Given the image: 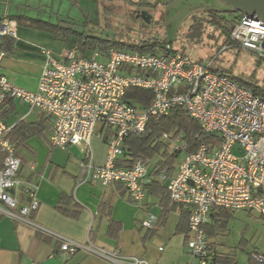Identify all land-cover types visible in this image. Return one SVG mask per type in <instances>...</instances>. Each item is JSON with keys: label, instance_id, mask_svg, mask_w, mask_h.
<instances>
[{"label": "built area", "instance_id": "obj_1", "mask_svg": "<svg viewBox=\"0 0 264 264\" xmlns=\"http://www.w3.org/2000/svg\"><path fill=\"white\" fill-rule=\"evenodd\" d=\"M17 37L16 23L4 17L0 38ZM230 38L244 50L264 61V22L241 15ZM44 55L37 88H19L0 74V216L32 227L57 240L68 255L83 251L106 264H150L138 257H125L119 251H105L68 240L37 225L30 219L38 208L34 187H23L17 178L21 161L8 139L11 127L2 118V105L16 99L39 111L49 120L48 144L66 150L83 149L80 162L82 182L94 181L102 187L124 186L133 202L144 198L142 184L157 180L165 186L172 204L188 209L186 250L189 264H211L209 241L203 226L212 208L251 211L264 215V98L239 86L231 79L211 71L210 62L197 63L166 44L159 54L109 49L84 57L70 48L55 58ZM6 52L0 50V68ZM138 88L152 94L151 105L139 111L128 104L125 92ZM182 107L205 134L218 137L219 145L201 144L194 152H184L173 176L150 175L148 162L136 161L131 168L116 167L122 154V141L129 134L143 133L149 116H162ZM98 126V130H97ZM106 137V153L100 166L92 163L91 139ZM28 197L19 206L17 197ZM150 216L144 223L155 225ZM251 258L263 264L264 258Z\"/></svg>", "mask_w": 264, "mask_h": 264}, {"label": "crops", "instance_id": "obj_2", "mask_svg": "<svg viewBox=\"0 0 264 264\" xmlns=\"http://www.w3.org/2000/svg\"><path fill=\"white\" fill-rule=\"evenodd\" d=\"M16 23L9 12L0 15ZM26 17V16H25ZM30 18V17H28ZM17 37L12 49L6 52L0 74L11 84L34 91L41 74L44 55L48 50L53 57L75 47L74 39L67 43L30 22L16 23ZM88 51L85 55L90 56ZM11 119L13 117H16ZM2 118L11 130L19 123L41 125L43 136H32L17 148L21 161L17 178L23 187H34L38 208L31 214L33 223L68 240L105 251H119L125 257H138L150 264H189L191 256L186 250L187 236L178 232L179 211L172 212L163 227L155 233L144 223L150 216L158 217V200L144 194L140 203L131 201L123 185L115 183L102 187L99 183H83L80 162L84 159L81 147L70 146L64 156H48L44 144L48 142L50 123L39 111L16 99L2 105ZM48 131V135L46 133ZM69 150V151H67ZM92 163L100 166L106 153V137L91 139ZM17 197L19 206L28 203V197ZM65 196L66 214L57 207ZM186 208V207H185ZM77 212L76 217L69 213ZM0 264H106L104 260L77 251L68 255L60 250L57 240L36 232L32 227L0 216Z\"/></svg>", "mask_w": 264, "mask_h": 264}, {"label": "rangeland", "instance_id": "obj_3", "mask_svg": "<svg viewBox=\"0 0 264 264\" xmlns=\"http://www.w3.org/2000/svg\"><path fill=\"white\" fill-rule=\"evenodd\" d=\"M203 9L221 11L225 6L217 0H0V15L9 12L15 17L39 19L97 41L138 44L158 40L174 48L184 45L191 60L207 62L215 53L212 38H204L202 45L194 46L178 37L188 29L194 12ZM24 21L19 19L20 24ZM33 27L42 29L48 25ZM68 41L69 38L62 42ZM161 51L159 47L154 49L155 54ZM213 66L230 71L235 79L264 87V61L247 50L222 49L215 54ZM174 146L182 147L183 143L177 141ZM44 148L54 161L65 153L52 148L47 141ZM184 156V152L179 153L176 167ZM208 241L216 244L218 253L234 258L237 264H250L252 254L264 255V216L235 211L222 227L214 229Z\"/></svg>", "mask_w": 264, "mask_h": 264}, {"label": "trees", "instance_id": "obj_4", "mask_svg": "<svg viewBox=\"0 0 264 264\" xmlns=\"http://www.w3.org/2000/svg\"><path fill=\"white\" fill-rule=\"evenodd\" d=\"M242 14L238 12H231L229 8L225 6L224 10L218 11L213 9H203L198 12H194L191 24L185 32L179 33L178 37L185 38V42L192 45H202L204 38H212L214 40L212 48L215 49V53L211 55L207 62L196 60L197 63L210 62L211 71L223 75L241 87L250 90L253 94L259 95L264 98V87L255 85L251 81L244 82L240 79L232 77L230 71L215 68L213 66L215 61V54L222 49H229L231 47H239L236 42L230 38L231 30L235 24H237ZM16 23H19V19H23L30 22L31 26L36 25H48V28L42 29L53 34L56 39L60 41H67L71 38L74 39L75 49L79 50L82 56L86 52L98 51L105 53L109 49H118L122 51L135 52L138 54L155 55L154 49L159 47L164 48L166 44L170 45L172 50L188 56L184 51V45L180 48H174L170 43L154 40L152 42H141L138 44L130 43H116L105 40L97 41L94 38L84 37L82 34L64 30L61 27L51 25L48 22L32 19L25 16H17L14 18ZM2 19H0L1 21ZM13 38L1 37L0 38V50L9 52L12 49ZM129 49H125V48ZM241 48V47H239ZM242 49V48H241ZM260 60V59H259ZM262 61V60H261ZM125 101L139 111L147 109L153 100V96L150 92L138 89L129 88L125 92ZM43 127L41 125H33L26 122L17 124L8 134V139L11 144L16 148L22 145L28 138L32 136H43ZM182 142L185 146V153L194 152L201 144L218 146L219 139L212 134H205L202 132L198 122L189 116V114L182 107H175L170 110L166 115L162 116H149L146 123V128L143 133L129 134L122 141V154L119 160L116 162V167L131 168L133 164L142 160L148 162L149 174L159 175L164 174L167 178L174 175L176 171L177 159L180 151L175 149L174 144L176 142ZM119 184V183H118ZM144 194L154 197L158 200L160 207V213L156 218L155 225L150 231L155 233L158 229L163 227L167 221L168 216L178 210L179 222L177 226L178 232H184L188 237L187 218L188 209L183 205L172 204L169 200L168 192L165 186L157 180H149L142 184ZM130 198V197H129ZM65 196L60 198L58 209L66 214L65 204L63 200ZM132 201V200H131ZM77 212L69 213L71 217H76ZM232 211L222 208H212L208 215V222L203 226L204 232L210 238L213 235L214 229L222 227ZM264 216V215H262ZM209 250L211 264H237L234 258L227 257L217 252L216 244L209 241ZM264 258V255H260ZM250 264L256 263L252 258ZM264 264V262H263Z\"/></svg>", "mask_w": 264, "mask_h": 264}, {"label": "water", "instance_id": "obj_5", "mask_svg": "<svg viewBox=\"0 0 264 264\" xmlns=\"http://www.w3.org/2000/svg\"><path fill=\"white\" fill-rule=\"evenodd\" d=\"M231 12L255 17L264 22V0H217Z\"/></svg>", "mask_w": 264, "mask_h": 264}]
</instances>
